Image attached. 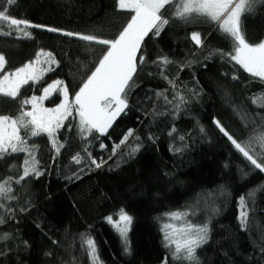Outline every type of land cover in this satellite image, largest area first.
<instances>
[{
  "label": "trees",
  "instance_id": "16d2710c",
  "mask_svg": "<svg viewBox=\"0 0 264 264\" xmlns=\"http://www.w3.org/2000/svg\"><path fill=\"white\" fill-rule=\"evenodd\" d=\"M8 10L14 18L46 27L29 28L31 38H17L15 32L0 35L4 71L23 66L41 49L59 61L39 83L22 87L15 100L0 95V115L12 117L19 114L21 98L41 95L40 89L54 80L68 85L71 99L102 55L103 45L47 28L110 39L129 19L117 0H16ZM172 12L169 8L170 23L159 36L145 37L141 46L145 63L138 65L133 77L129 107L106 135L93 132L85 140L78 120L69 118L56 134L57 143L63 144L59 154L44 134L28 139L38 148L43 174L13 184L16 199L0 201L5 204L0 216L6 220L0 224V264H92L82 243L86 236L94 238L102 264H162L164 258L168 264H188L172 259L161 231L165 213L185 210L195 211L189 215L193 223L210 228L208 243L197 251L200 264H264V173L254 169L214 123L220 121L239 141L248 139L254 127L264 124V108L258 106L264 104V81L218 54L231 52L232 42L215 23L203 17L186 23ZM242 22L250 43L264 40V0ZM192 32L200 33L202 46L192 41ZM161 56L171 61L164 75L176 81V90L153 63ZM174 91L188 101L176 114L172 104L155 95L164 92L173 100ZM61 99L55 92L45 106L55 107ZM245 114L248 119H241ZM173 128L176 131L169 135ZM130 129L133 137L113 155L112 147ZM100 143L107 147L101 149ZM136 145L139 150L132 152ZM85 147L91 158L105 161L102 167L90 164ZM77 153L83 157L80 164L73 161ZM25 155L0 159V178L18 176ZM241 196L247 201L246 229L239 219ZM120 209L133 218L128 251L106 221L109 215L116 219ZM5 233L11 239H2ZM76 237L69 253L62 246Z\"/></svg>",
  "mask_w": 264,
  "mask_h": 264
},
{
  "label": "snow or ice",
  "instance_id": "6c2138e0",
  "mask_svg": "<svg viewBox=\"0 0 264 264\" xmlns=\"http://www.w3.org/2000/svg\"><path fill=\"white\" fill-rule=\"evenodd\" d=\"M259 2L261 0H117L118 9L127 10L129 19L110 39L99 38L93 34L47 28L50 32H62L67 37L95 42L105 47L96 64L82 80L79 90L72 94L71 99L68 85L61 80H54L40 89L41 95L21 98L19 100L21 108L17 116L0 115V159L15 153L26 154L21 169L17 170L18 176L0 178V201L16 199L13 194V184H20L30 176L38 177L43 174L38 168L39 161L36 158L38 148L34 144H29L30 137L46 135L55 152L59 154L63 144L57 143L56 134L69 118L78 120L80 135L85 140L93 132L100 135L107 134V130L112 127L116 118L129 107L128 92L134 86L133 77L137 72L138 65L145 63V56L141 52L144 39L149 33L159 36L164 27L170 23L169 8L173 9L172 15L175 18L186 23L196 17H203L215 23L218 29L232 42L231 52L218 54L235 62L253 77L264 81V40L255 44L250 43L246 39L242 22V17L254 12ZM15 3L16 0H3V5L0 6V35L12 36L15 32L18 34L17 38H31L29 28L46 27L32 24L27 19L14 18L9 13L8 6ZM191 39L195 45H203L200 33L192 32ZM153 63L158 65L160 75L167 80L172 89H178L176 81L169 80L164 75V67L171 63L168 57L161 56ZM5 65L6 57L0 53V73H4L0 76V95L15 100L20 96L22 87L29 85L30 82L39 83L46 73L54 71L55 67L59 66V61L56 60L52 52L41 49L33 60L12 72H5ZM236 78L233 77V79ZM53 92L62 96L60 103L55 107H45L44 101ZM155 95L157 98L163 97L166 104H172L174 114L178 113L181 106L188 102L187 98L179 91H174L173 100H169L164 92H157ZM261 97H264V93L261 94ZM252 102L256 103L257 101L254 98ZM28 105L31 106L30 110H25V106ZM258 106L264 108V104ZM241 119L247 120L248 117L245 114L241 116ZM261 120L264 121V117H261ZM214 123L250 165L264 173V124L254 127L248 139L239 141L224 128L220 121L216 120ZM22 130L23 135L21 134ZM175 131L176 129L173 128L169 135ZM200 131H204L203 127ZM133 135V130H128L120 142L112 147V154L115 155L117 150L125 145L129 137H133ZM135 138L139 139V137ZM180 140L183 141L184 137L181 136ZM99 147L105 149L107 145L100 143ZM138 150L139 145L131 149L132 152ZM176 151L179 152L182 149H176ZM84 152L87 153L90 164L96 168L102 167L105 163L103 159L98 162L91 158L87 147L84 148ZM82 160L83 157L79 153L73 156V161L76 164H80ZM254 195L255 190L248 193V198L251 199ZM4 208L5 204L0 202V209ZM7 210L15 211L12 208ZM25 210L20 209V211ZM189 215H195V211H174L164 214L168 221L161 225L164 246L171 252L172 259L186 261L188 264H200L197 251L208 243L210 228L207 223H193L189 219ZM116 217L114 219L112 215H109L106 217V221L122 239L125 251H128L130 247L128 234L133 218L124 209H120ZM247 217V201L244 196H241L239 219L241 226L245 229L247 228ZM5 222V218L0 216V224ZM2 239L8 240L11 239V236L5 233L2 235ZM82 243L86 245L85 250L88 252L92 264H102L94 238L82 237ZM24 244L27 245V242L25 241ZM261 250L264 251V249ZM162 264H168V258H164Z\"/></svg>",
  "mask_w": 264,
  "mask_h": 264
},
{
  "label": "rangeland",
  "instance_id": "374dc122",
  "mask_svg": "<svg viewBox=\"0 0 264 264\" xmlns=\"http://www.w3.org/2000/svg\"><path fill=\"white\" fill-rule=\"evenodd\" d=\"M0 74H1V73H0ZM54 93H55V92L51 93L47 99H49ZM47 99H46V100H47ZM46 100H45V101H46ZM45 101H44V106H45ZM45 107H46V106H45ZM165 222H168V221H167V217L165 218ZM176 223H178V222H176ZM77 239H79V238L76 237L75 239L69 241L68 243H66V244L63 245L62 247H63L66 251H68L69 253H72V251H73L72 246L74 245V242L77 241ZM71 264H76V263L72 262Z\"/></svg>",
  "mask_w": 264,
  "mask_h": 264
}]
</instances>
